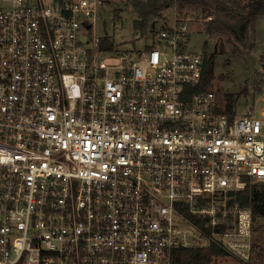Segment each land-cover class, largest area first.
<instances>
[{
	"label": "built area",
	"instance_id": "built-area-1",
	"mask_svg": "<svg viewBox=\"0 0 264 264\" xmlns=\"http://www.w3.org/2000/svg\"><path fill=\"white\" fill-rule=\"evenodd\" d=\"M107 4L0 6V264H173L211 246L249 264L240 192L264 182V94L229 115L196 89L203 53L175 15L134 54L98 49Z\"/></svg>",
	"mask_w": 264,
	"mask_h": 264
},
{
	"label": "rangeland",
	"instance_id": "rangeland-1",
	"mask_svg": "<svg viewBox=\"0 0 264 264\" xmlns=\"http://www.w3.org/2000/svg\"><path fill=\"white\" fill-rule=\"evenodd\" d=\"M145 1L108 0L107 6L99 11L98 19L91 22L87 35L89 43L107 35L116 43L117 52L132 51L134 54L143 50L153 40L155 30L175 15L187 20L191 32L189 49L203 52V42L207 40L205 52L214 53V76L207 89L213 90L220 107L224 104V93H232L237 95L234 111L244 114L264 94V21L258 31L255 20L254 30L249 29L246 40L240 43L224 32L207 33V19L201 4L185 2L167 6L157 15H149L146 28L139 30L134 27V22L139 19ZM6 3L7 0H0V6ZM254 226L255 252L249 264H264V217L257 218ZM222 260L217 264H242L231 258Z\"/></svg>",
	"mask_w": 264,
	"mask_h": 264
},
{
	"label": "trees",
	"instance_id": "trees-1",
	"mask_svg": "<svg viewBox=\"0 0 264 264\" xmlns=\"http://www.w3.org/2000/svg\"><path fill=\"white\" fill-rule=\"evenodd\" d=\"M243 1V3H241ZM185 2L200 3L206 20V31L227 33L236 41L242 43L247 38L249 29L254 30V22L259 14H264V0H147L142 4L139 19L134 22V27L144 30L149 15H157L167 6L183 4ZM98 49L113 50L116 47L114 40L107 35L97 38ZM147 48V46H145ZM207 40L203 42V63L200 82L196 89L205 90L214 76V53L207 54ZM262 90V87L259 88ZM237 95L224 93L222 109L229 115L235 114ZM242 201L249 202L257 218L264 217V182L252 184L240 192ZM222 254L216 246L209 248H179L173 252V264H217Z\"/></svg>",
	"mask_w": 264,
	"mask_h": 264
},
{
	"label": "crops",
	"instance_id": "crops-1",
	"mask_svg": "<svg viewBox=\"0 0 264 264\" xmlns=\"http://www.w3.org/2000/svg\"><path fill=\"white\" fill-rule=\"evenodd\" d=\"M264 21V14H259L256 18V26H257V30L260 31L259 27H260V24Z\"/></svg>",
	"mask_w": 264,
	"mask_h": 264
},
{
	"label": "water",
	"instance_id": "water-1",
	"mask_svg": "<svg viewBox=\"0 0 264 264\" xmlns=\"http://www.w3.org/2000/svg\"><path fill=\"white\" fill-rule=\"evenodd\" d=\"M88 26H90V25H88Z\"/></svg>",
	"mask_w": 264,
	"mask_h": 264
}]
</instances>
